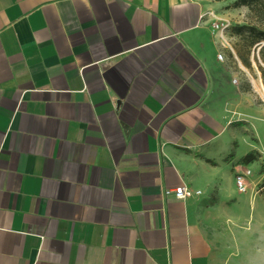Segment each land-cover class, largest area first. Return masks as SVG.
<instances>
[{"label":"crops","instance_id":"0c3cea01","mask_svg":"<svg viewBox=\"0 0 264 264\" xmlns=\"http://www.w3.org/2000/svg\"><path fill=\"white\" fill-rule=\"evenodd\" d=\"M206 13L0 0V264H247L217 223L254 222L218 164L242 87Z\"/></svg>","mask_w":264,"mask_h":264},{"label":"rangeland","instance_id":"374dc122","mask_svg":"<svg viewBox=\"0 0 264 264\" xmlns=\"http://www.w3.org/2000/svg\"><path fill=\"white\" fill-rule=\"evenodd\" d=\"M201 1L205 3L210 29L212 20L208 13L229 21L224 38L218 39V42L229 50L224 64L235 72L237 85L242 87L239 90L242 105L231 139L232 151L218 164L222 168L228 167L234 178L232 185L236 187L235 175L248 169L251 171L245 179L246 190L243 192L237 188L236 196L243 203L251 201L254 209L253 223L245 221L246 206H239L237 222L229 221L223 212L222 216H218L217 223L223 235L236 236L237 242L234 243L239 250L244 249L239 251L238 261L264 264V0L250 4H241L240 0ZM243 59L248 61V65L243 63ZM246 155L252 157L247 162L244 160ZM217 199V190L213 188L208 198L199 201L197 206L211 207Z\"/></svg>","mask_w":264,"mask_h":264},{"label":"built area","instance_id":"2783aa9c","mask_svg":"<svg viewBox=\"0 0 264 264\" xmlns=\"http://www.w3.org/2000/svg\"><path fill=\"white\" fill-rule=\"evenodd\" d=\"M207 14V13H206ZM208 16L211 17L212 20V30L214 31V35L217 37V39L224 38L225 31L229 28V21L226 19L218 18L212 16V13H208ZM230 49L233 51V48L230 46ZM234 52V51H233ZM217 58L219 60L223 59V55L221 53L217 54ZM235 81V79H234ZM251 173V171L248 169L246 171L237 173L235 175V182L237 185V188L239 191H245L246 190V182L245 179L248 177V175ZM172 191L167 190L165 191L166 194H170ZM173 194L176 197L184 198L190 194V190L186 185H181L173 189Z\"/></svg>","mask_w":264,"mask_h":264},{"label":"trees","instance_id":"16d2710c","mask_svg":"<svg viewBox=\"0 0 264 264\" xmlns=\"http://www.w3.org/2000/svg\"><path fill=\"white\" fill-rule=\"evenodd\" d=\"M258 0H240V3L241 4H250V3H252V2H257ZM264 47V45L262 46V48ZM243 61V63L245 64V65H248V61L246 60V59H243L242 60ZM252 157H250V155H246L245 157H244V160H245V162H247V161H249L250 159H251ZM263 171H264V169H263ZM264 184V183H263Z\"/></svg>","mask_w":264,"mask_h":264}]
</instances>
